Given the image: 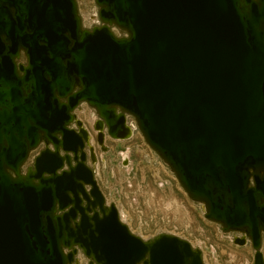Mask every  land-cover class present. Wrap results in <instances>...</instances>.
Masks as SVG:
<instances>
[{"label":"water","instance_id":"1","mask_svg":"<svg viewBox=\"0 0 264 264\" xmlns=\"http://www.w3.org/2000/svg\"><path fill=\"white\" fill-rule=\"evenodd\" d=\"M95 1L103 24L87 30L76 0H0V264H73L78 249L90 264H204L107 205L88 134L69 127L81 102L100 144L105 127L130 138L133 115L205 218L246 231L264 264V0Z\"/></svg>","mask_w":264,"mask_h":264},{"label":"rangeland","instance_id":"2","mask_svg":"<svg viewBox=\"0 0 264 264\" xmlns=\"http://www.w3.org/2000/svg\"><path fill=\"white\" fill-rule=\"evenodd\" d=\"M76 2L83 26L89 29L88 17L96 10V6L93 0ZM118 145L121 146L106 156L109 162L107 169H101L100 184L108 200L115 201L122 210L129 213L130 225L135 233L144 238H152L158 231L175 232L203 253L206 264H253L251 244L241 246L238 241L241 237L244 238L243 232L224 231L219 223L206 219L202 213V205L193 203L180 183L174 179H170L166 187H158L154 177L155 162L146 154L134 153L133 167L121 168L117 156L124 144ZM130 178L135 187L133 192L139 198L137 208L130 206L127 199V181ZM167 201L172 202L170 209L163 204ZM262 252L264 254V244Z\"/></svg>","mask_w":264,"mask_h":264},{"label":"built area","instance_id":"3","mask_svg":"<svg viewBox=\"0 0 264 264\" xmlns=\"http://www.w3.org/2000/svg\"><path fill=\"white\" fill-rule=\"evenodd\" d=\"M93 2L96 6V10L92 14H90L88 17V20L90 23V28L87 30H92L95 27L102 26V24H103V22L100 18V15H99V7L96 4L95 0H93ZM80 19H81L82 27L84 28L81 16H80ZM84 29H86V28H84ZM110 29L114 33V35L117 37H127V33L125 31L121 30L116 25H112L110 27ZM73 114L75 116V119L69 124V127L72 129H75V130H79L80 127L77 123V121H79L81 123L82 128L84 130H86V132L88 134V141L85 144L84 150L87 154V164L89 165V167L92 168V170L94 172V176H95L98 184L100 185L101 189H102L101 184H100L101 169L102 170L107 169L109 160L106 156L110 151L111 152L115 151L116 145H118V144H124L123 150L119 151L118 156H117V159L119 160L121 168H123V169L132 168L133 167V163H132L133 155H134V153L140 152L143 155L146 154V156L151 157L152 161L155 162L156 167H155L154 177L157 179L156 181L158 182V187H160V188L166 187L167 184L170 183V179H174L176 182H178L176 175L172 172L169 165L166 162H164V160L153 149H151L150 146L145 142V140L142 136V133L138 127V123H137V121L133 115L128 114V113L125 115V123L130 128V131H131L130 138H128V139H114L108 135V130L105 127L102 130L103 135H104V140H103V143L100 144L98 141V137H99V133L101 131L96 128V124L99 121V116H98L96 110L93 107H91L87 102H81L78 105V107L75 108V110L73 111ZM138 140H139V142H137ZM130 143H132V144H130ZM44 148H45V143L41 142L37 148L31 150L26 162L22 166V172H25L27 170V168L33 164L36 156ZM116 153H117V151H116ZM93 154L95 155V161L91 160V157ZM112 176H114L113 172H112ZM163 176H164V178H163ZM127 186L129 188V195L127 196V199L129 200L130 206H136V208H137L139 198L135 194V192H133L135 187H134V184H133L131 178L127 181ZM102 191H103V189H102ZM103 193H104V191H103ZM104 196L106 198L107 204H110V203L115 204V206L118 210L120 221L122 223L126 224L129 228V230L133 234L139 236L143 240L153 239L154 237L158 236L159 234H163V233L176 235L178 237L180 236V235L176 234L175 232H171V231H158V233H156V235L153 236L152 238H144V237L138 235L137 233H135L132 230V227L130 225L131 222H130L129 213L127 211L122 210L120 205L118 203H116L115 201L108 200L105 193H104ZM191 201L193 203H199L200 205H202V211H203L202 213L205 217L204 205L200 202H195L193 200H191ZM163 204L166 206L167 209H170L172 207V202H170V201H167ZM140 220L142 221V216H140ZM240 239H243V237H241ZM244 240H245V238H244ZM247 240L249 243L245 241V243L242 244L241 246H247L248 244H251L249 238ZM65 251L67 252L68 250L65 249ZM202 255H203V253H202ZM90 262H91V260L80 249H78L77 253L74 256L73 264H90ZM203 262H204V256H203ZM204 264H206V263L204 262Z\"/></svg>","mask_w":264,"mask_h":264},{"label":"bare ground","instance_id":"4","mask_svg":"<svg viewBox=\"0 0 264 264\" xmlns=\"http://www.w3.org/2000/svg\"><path fill=\"white\" fill-rule=\"evenodd\" d=\"M91 160H94L95 161V155L93 154L92 155V157H91ZM109 202V201H108ZM110 203V202H109ZM107 205H109V204H107ZM206 210H205V206H204V212H205ZM240 232H243L242 234H244V238H245V241L246 242H248V234H247V232L246 231H240ZM180 238H183V237H181V236H179ZM243 238V239H244ZM183 239H185V238H183ZM146 241L148 240V239H145ZM250 240V239H249ZM249 243V242H248ZM192 245V244H191ZM249 245V244H248ZM192 247L193 248H195L196 249V247H194L193 245H192ZM253 254H254V250H253ZM202 258H203V255H202Z\"/></svg>","mask_w":264,"mask_h":264},{"label":"crops","instance_id":"5","mask_svg":"<svg viewBox=\"0 0 264 264\" xmlns=\"http://www.w3.org/2000/svg\"><path fill=\"white\" fill-rule=\"evenodd\" d=\"M118 146H121V145H116V149H118V148H119Z\"/></svg>","mask_w":264,"mask_h":264}]
</instances>
